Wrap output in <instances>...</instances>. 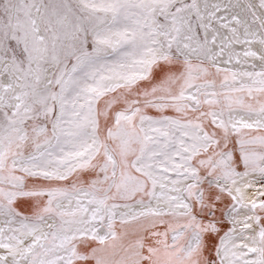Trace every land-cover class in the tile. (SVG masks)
Returning <instances> with one entry per match:
<instances>
[{
	"label": "snow or ice",
	"instance_id": "obj_1",
	"mask_svg": "<svg viewBox=\"0 0 264 264\" xmlns=\"http://www.w3.org/2000/svg\"><path fill=\"white\" fill-rule=\"evenodd\" d=\"M0 264H264V0H0Z\"/></svg>",
	"mask_w": 264,
	"mask_h": 264
}]
</instances>
